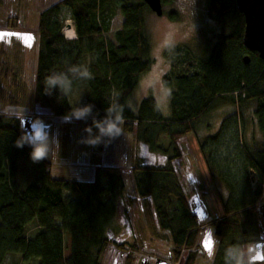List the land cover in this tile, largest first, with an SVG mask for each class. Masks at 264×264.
Here are the masks:
<instances>
[{
	"label": "trees",
	"instance_id": "16d2710c",
	"mask_svg": "<svg viewBox=\"0 0 264 264\" xmlns=\"http://www.w3.org/2000/svg\"><path fill=\"white\" fill-rule=\"evenodd\" d=\"M63 9L70 13L75 38L62 32ZM147 11L143 0H59L42 10L35 99L54 116L74 117L69 94L82 89L93 104L86 116L99 148L104 134L97 125L114 119L159 157L149 164L134 159V189L150 201L156 237L171 242L176 260L186 250V264L194 262L201 224L174 161L181 156L178 140L193 134L211 178L225 192L220 198L223 216L211 222L219 240L212 264H243L237 250L249 233L255 234L256 204L264 197V60L243 44L244 20L236 1L209 0L207 14L227 32L200 52L183 47L169 53L171 64L161 77L171 92L169 116L162 115L153 96L143 98L134 112L127 99L152 64ZM117 14L123 21L111 38ZM7 71L0 67V80ZM50 78L58 83L49 86ZM222 102L232 110L216 131L200 135L198 123ZM247 111L261 134L259 146L246 140ZM23 130L22 120L0 113V264L11 254L25 264H103L108 232L126 190L122 176L100 172L90 183L54 178L49 159L33 160V145ZM67 137L63 132L61 141ZM22 159L34 170L27 185L19 178ZM31 226L35 231L30 235Z\"/></svg>",
	"mask_w": 264,
	"mask_h": 264
},
{
	"label": "rangeland",
	"instance_id": "374dc122",
	"mask_svg": "<svg viewBox=\"0 0 264 264\" xmlns=\"http://www.w3.org/2000/svg\"><path fill=\"white\" fill-rule=\"evenodd\" d=\"M57 1L59 0H0V67L8 68L6 79L0 80V113L11 114L20 120L31 117V120L48 125L44 139L39 142L47 147L46 158L50 161L52 177L90 183L100 172L115 171L122 176L126 190L124 198L118 204V215L113 222V228L108 232L110 242L102 256L103 264H141L142 261L146 264H157L160 260L163 264H186V250H183L176 260L171 253V242L156 237L154 230L157 226L155 227L150 201L142 200L136 194L131 164L134 159L149 164L153 162V158L142 144L135 141L133 133H125L121 121L106 119L103 126L112 122L116 124L119 132L104 134L102 147L99 148L90 135V120L86 115L91 111L93 104L84 90L72 91L69 94L77 114L87 109L79 118L54 116L35 99L39 14ZM208 1L167 0L162 3L161 16H157L148 8L145 15V32L149 40L152 64L140 77L136 88L127 99L128 107L134 112L143 98L153 96L162 115L169 116V89L161 81V73L167 71L171 64L169 53L179 52L183 47L200 52L209 48L221 33L227 32V28H222L207 14ZM62 16L64 33L69 24L73 27V22L67 9H63ZM122 21L120 14L114 17L109 37L112 38L113 33L121 27ZM169 32L172 33L173 43L166 47L165 37ZM22 33L31 37V40H24ZM67 36L71 37L69 34ZM231 110L232 106L228 102L215 105L198 123V133L205 135L216 131L222 118ZM245 127L248 143L253 147L259 146L262 137L250 111L246 114ZM65 131L68 137L63 143L61 137ZM23 132L28 140L25 129ZM195 140L191 133L178 140L184 149L180 159L174 161L177 170L181 171L180 166H185V162L192 168L191 171L199 167V151ZM19 168L20 181L27 185L34 175L33 166L30 161L22 159ZM179 175L182 181L184 180L183 186L187 196L191 198L190 208L198 214L201 224L196 240L198 247L192 264H212L219 240L213 233L211 222L223 216L220 198L225 195L224 189L219 185V192L211 189L198 195L194 191L198 183L195 175ZM263 204L264 197L256 204L258 218L254 224L257 229L255 234L249 233L245 244L237 250L243 264H264V261H250L251 246L264 235L261 219ZM34 231L35 228L31 226L30 235ZM5 264L25 263L19 255L11 254Z\"/></svg>",
	"mask_w": 264,
	"mask_h": 264
},
{
	"label": "water",
	"instance_id": "95a60500",
	"mask_svg": "<svg viewBox=\"0 0 264 264\" xmlns=\"http://www.w3.org/2000/svg\"><path fill=\"white\" fill-rule=\"evenodd\" d=\"M148 8L157 16L163 15L162 0H143ZM238 11L242 14L244 20L243 44L249 51L258 53V56L264 60V0H235ZM68 26H71L70 24ZM24 40H31L25 33H22ZM247 64L249 57L243 58ZM22 125L28 134V138L32 140V133L36 129H41L43 133H47L48 125L41 121L31 120V118H23ZM45 136V134H44ZM261 219L264 225V204L261 211ZM264 256L259 251L251 261L261 262ZM141 264H146L142 261ZM157 264H163L160 260Z\"/></svg>",
	"mask_w": 264,
	"mask_h": 264
},
{
	"label": "crops",
	"instance_id": "0c3cea01",
	"mask_svg": "<svg viewBox=\"0 0 264 264\" xmlns=\"http://www.w3.org/2000/svg\"><path fill=\"white\" fill-rule=\"evenodd\" d=\"M178 146L180 148V152H181V156H182V149H184V147L181 146L179 143H178ZM195 146L197 147V150L199 151V146H198L197 140H195ZM151 157L153 159H155V158L158 159L159 158L158 156L157 157H154L152 155H151ZM199 160H200L199 167H195L193 171H191L192 168L190 166H188V164L185 162V166H180V167H182V170L181 171L179 169L178 170L176 169L177 172H178V174L181 173L182 175L185 174L186 176L187 175H191V177H194V175H195L196 181H198V183L195 186L196 189L194 191L198 195H201L200 192L211 191V189H214L215 192H219V185L220 184H218L217 182L213 181V179L211 178L210 172H209V170L207 168V165H206V163L204 161V158L201 155V152L200 151H199ZM183 183H184V180H183ZM185 193H186V190H185ZM203 198H204V196H203ZM205 198H206L205 200H207V197L206 196H205ZM187 199H188V202H190V199H191L190 196H187ZM221 212L223 213L222 205H221Z\"/></svg>",
	"mask_w": 264,
	"mask_h": 264
},
{
	"label": "clouds",
	"instance_id": "9594fccd",
	"mask_svg": "<svg viewBox=\"0 0 264 264\" xmlns=\"http://www.w3.org/2000/svg\"><path fill=\"white\" fill-rule=\"evenodd\" d=\"M173 43L172 40V33L169 32L166 37H165V46H171V44ZM161 76H163V73H161ZM58 81L54 78H50L48 80V84L49 86L55 85L57 84ZM59 83L61 84V86H64V81H59ZM171 95V92L169 91V96ZM87 111V109L81 110L78 114L77 117H81L84 115V113ZM98 127H100L101 133L102 134H107V135H112L114 133H118L119 129L117 128L116 124L109 122L107 124V126H100L97 125ZM44 139V133L41 129H36L33 131L32 133V140L30 141V143H32L33 145V151H32V158L33 160L39 161L41 159H44L47 155V147L45 144L40 143L39 141H42Z\"/></svg>",
	"mask_w": 264,
	"mask_h": 264
},
{
	"label": "flooded vegetation",
	"instance_id": "af4514ba",
	"mask_svg": "<svg viewBox=\"0 0 264 264\" xmlns=\"http://www.w3.org/2000/svg\"><path fill=\"white\" fill-rule=\"evenodd\" d=\"M264 227V226H263ZM263 234H264V229L262 230ZM251 252H252V255L250 256V261L253 257L256 256V254L261 251L263 256H264V235L261 236L259 238V241H257L253 246H251L250 248ZM264 261V259H263ZM261 261V262H263Z\"/></svg>",
	"mask_w": 264,
	"mask_h": 264
},
{
	"label": "bare ground",
	"instance_id": "6f19581e",
	"mask_svg": "<svg viewBox=\"0 0 264 264\" xmlns=\"http://www.w3.org/2000/svg\"><path fill=\"white\" fill-rule=\"evenodd\" d=\"M66 33L69 34L72 37V35L75 34L73 27L72 26L67 27Z\"/></svg>",
	"mask_w": 264,
	"mask_h": 264
},
{
	"label": "built area",
	"instance_id": "2783aa9c",
	"mask_svg": "<svg viewBox=\"0 0 264 264\" xmlns=\"http://www.w3.org/2000/svg\"><path fill=\"white\" fill-rule=\"evenodd\" d=\"M64 36L66 37V38H72V37H69V36H67V33H66V31H64ZM74 37V36H73Z\"/></svg>",
	"mask_w": 264,
	"mask_h": 264
}]
</instances>
